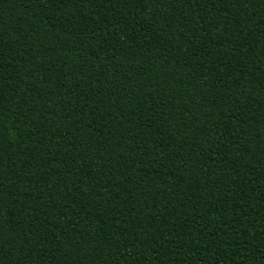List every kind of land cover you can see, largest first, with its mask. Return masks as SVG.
<instances>
[{"label": "trees", "instance_id": "obj_1", "mask_svg": "<svg viewBox=\"0 0 264 264\" xmlns=\"http://www.w3.org/2000/svg\"><path fill=\"white\" fill-rule=\"evenodd\" d=\"M0 264H264V0H0Z\"/></svg>", "mask_w": 264, "mask_h": 264}]
</instances>
